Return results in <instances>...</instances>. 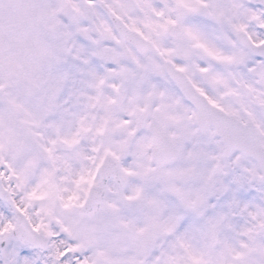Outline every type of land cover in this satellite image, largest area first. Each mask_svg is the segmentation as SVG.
<instances>
[{
    "label": "snow or ice",
    "instance_id": "obj_1",
    "mask_svg": "<svg viewBox=\"0 0 264 264\" xmlns=\"http://www.w3.org/2000/svg\"><path fill=\"white\" fill-rule=\"evenodd\" d=\"M0 264H264V0H0Z\"/></svg>",
    "mask_w": 264,
    "mask_h": 264
}]
</instances>
